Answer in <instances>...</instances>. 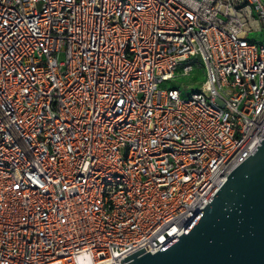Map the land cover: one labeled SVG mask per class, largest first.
I'll return each instance as SVG.
<instances>
[{"label": "built area", "instance_id": "obj_1", "mask_svg": "<svg viewBox=\"0 0 264 264\" xmlns=\"http://www.w3.org/2000/svg\"><path fill=\"white\" fill-rule=\"evenodd\" d=\"M263 140L264 0H0V264L155 254Z\"/></svg>", "mask_w": 264, "mask_h": 264}, {"label": "water", "instance_id": "obj_2", "mask_svg": "<svg viewBox=\"0 0 264 264\" xmlns=\"http://www.w3.org/2000/svg\"><path fill=\"white\" fill-rule=\"evenodd\" d=\"M145 248L125 264H264V140L192 222L155 254Z\"/></svg>", "mask_w": 264, "mask_h": 264}, {"label": "rangeland", "instance_id": "obj_3", "mask_svg": "<svg viewBox=\"0 0 264 264\" xmlns=\"http://www.w3.org/2000/svg\"><path fill=\"white\" fill-rule=\"evenodd\" d=\"M253 39L257 41L262 40V33H254L251 36ZM60 59H64V55L60 56ZM191 64L194 66L195 73L189 77H184L178 81L177 84L182 87L183 96L188 97L189 95L199 92L202 89V85L206 80L205 70L203 68L202 62L199 59H193Z\"/></svg>", "mask_w": 264, "mask_h": 264}]
</instances>
